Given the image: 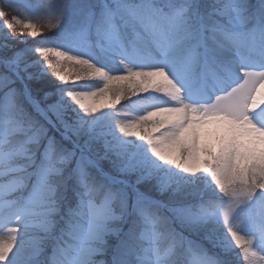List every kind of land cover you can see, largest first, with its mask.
<instances>
[{
  "label": "snow or ice",
  "instance_id": "1",
  "mask_svg": "<svg viewBox=\"0 0 264 264\" xmlns=\"http://www.w3.org/2000/svg\"><path fill=\"white\" fill-rule=\"evenodd\" d=\"M0 264H264V0H0Z\"/></svg>",
  "mask_w": 264,
  "mask_h": 264
},
{
  "label": "trees",
  "instance_id": "2",
  "mask_svg": "<svg viewBox=\"0 0 264 264\" xmlns=\"http://www.w3.org/2000/svg\"><path fill=\"white\" fill-rule=\"evenodd\" d=\"M46 35H51V33H45Z\"/></svg>",
  "mask_w": 264,
  "mask_h": 264
}]
</instances>
